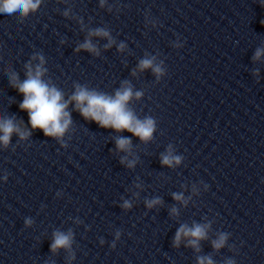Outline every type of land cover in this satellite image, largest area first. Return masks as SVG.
<instances>
[{
    "label": "clouds",
    "instance_id": "1",
    "mask_svg": "<svg viewBox=\"0 0 264 264\" xmlns=\"http://www.w3.org/2000/svg\"><path fill=\"white\" fill-rule=\"evenodd\" d=\"M44 0H0V14L18 15L21 20L28 18L30 15L36 14ZM261 7H264V0H259ZM106 0H100V6L104 7ZM69 11H65V16L69 15ZM111 11V6L109 7ZM92 37H101L107 39L105 49L112 47L116 43L112 37L110 30L97 27L88 30V36L80 43L76 51L85 50L95 56L100 55L99 48L92 42ZM63 43V41H61ZM118 50L123 51L126 48L124 42H120ZM264 56V48H257L253 56L254 61H258ZM39 62L33 64L32 61ZM46 59L43 54L35 53L31 60L25 64L24 80H20L18 73L9 68L7 75L11 85L23 96L22 102L19 104L21 111H26L28 114V123L31 128L23 127V121L19 123L14 117L0 113V144L7 148L11 142L12 136L15 134L21 141L31 137L32 131L41 130L45 137L55 138L60 142L61 147L67 148L68 145L64 141V136L71 129L73 124L71 113L68 111L69 104L74 103L75 110L87 121L95 122L99 127L104 129H112L117 133L127 131L133 136L138 137L143 143H147L154 138V133L157 130V121L152 116H145L143 119L138 117L135 111L129 107L130 101L133 99L140 100L144 96L143 91H134L130 81L124 80L121 86L117 88L113 95L99 91L95 88H89L87 84L78 82L73 84L74 91L68 99H65V94L62 89L57 87L50 80H45L48 69L45 67ZM146 69H151L153 74L159 80L165 75L166 69L163 66V61L156 63L155 56H145L138 63L137 70L143 72ZM134 70L132 75L137 74ZM115 146L117 152H123L126 155L120 157V163L124 164L129 169H134L137 159H129L132 155V140L126 136H117L115 138ZM183 160L181 155L175 153L173 146L169 145L165 153L161 154L160 161L164 166L173 168L179 165ZM7 173L4 179L7 180ZM140 188V184L135 185ZM207 188V185L205 186ZM139 196V193H134ZM173 199L184 204L187 200L182 192L172 193ZM163 202L159 197L146 199L145 205L151 209ZM124 209L132 207L131 200L125 199L121 205ZM172 215H178V210L173 207ZM33 223L31 218L25 219L26 226ZM211 227V222L205 224L194 223L191 227L187 224H181L177 229L173 238V247H179L181 242L187 239L188 247H191L197 253L200 252V241L208 238V230ZM117 238L120 233L117 232ZM229 233H220L218 238L212 241L214 250H219L225 247ZM74 242V234L71 230L67 232L55 231L53 233V241L50 245V251L53 253L64 249L70 253L69 258L75 259L72 252V244ZM103 243V241H101ZM115 247V244L112 245ZM197 264H214L210 255L197 256ZM226 264H235L234 260H228Z\"/></svg>",
    "mask_w": 264,
    "mask_h": 264
}]
</instances>
